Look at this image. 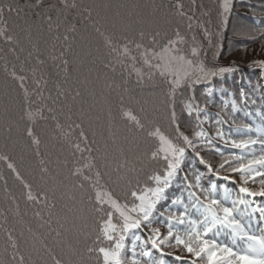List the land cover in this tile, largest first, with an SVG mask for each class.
Listing matches in <instances>:
<instances>
[{
    "label": "snow or ice",
    "instance_id": "obj_1",
    "mask_svg": "<svg viewBox=\"0 0 264 264\" xmlns=\"http://www.w3.org/2000/svg\"><path fill=\"white\" fill-rule=\"evenodd\" d=\"M234 3L0 0V264H264V59L226 84Z\"/></svg>",
    "mask_w": 264,
    "mask_h": 264
},
{
    "label": "trees",
    "instance_id": "obj_2",
    "mask_svg": "<svg viewBox=\"0 0 264 264\" xmlns=\"http://www.w3.org/2000/svg\"><path fill=\"white\" fill-rule=\"evenodd\" d=\"M22 3L23 0H20ZM186 8L190 5V0H184ZM197 3H203L206 8L214 9L216 4L215 0H197ZM261 0H235L232 10L231 18L227 26L222 30V35L219 37L216 43L219 44V63L221 65H235L237 66V72L235 76L230 75L226 81L229 87H238L234 84V81L239 77H244L245 82L251 80L253 83L257 80L258 70L250 67V64L255 60L264 59V40L257 39L253 41L251 39V33L256 27H264V12L260 11ZM199 14V13H197ZM213 20H215V12H213ZM213 30H215L213 28ZM257 103L260 93L256 94ZM219 103V100L216 101ZM215 111V109H212ZM238 123L250 122L248 118H245L242 114L237 116ZM210 159L215 161L218 157L210 156ZM221 184H226L224 181H220ZM229 188L231 184H227ZM252 187H256L252 185ZM3 191L0 188V205H3ZM163 230V229H162ZM2 237H0V248H2ZM166 252L172 251L165 249ZM176 255H182L178 252H173L172 255L166 256V264H180V261L175 259Z\"/></svg>",
    "mask_w": 264,
    "mask_h": 264
}]
</instances>
